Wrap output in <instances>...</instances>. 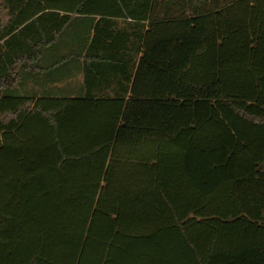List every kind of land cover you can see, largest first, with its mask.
Segmentation results:
<instances>
[{
	"label": "trees",
	"instance_id": "trees-1",
	"mask_svg": "<svg viewBox=\"0 0 264 264\" xmlns=\"http://www.w3.org/2000/svg\"><path fill=\"white\" fill-rule=\"evenodd\" d=\"M71 22L130 91L14 95ZM0 264H264V0H0Z\"/></svg>",
	"mask_w": 264,
	"mask_h": 264
},
{
	"label": "crops",
	"instance_id": "crops-1",
	"mask_svg": "<svg viewBox=\"0 0 264 264\" xmlns=\"http://www.w3.org/2000/svg\"><path fill=\"white\" fill-rule=\"evenodd\" d=\"M117 28L131 30L126 22ZM85 53L86 50L80 48L49 46L40 49L39 57L31 65L20 69L13 94L31 97L36 101L42 97H85L89 92L114 96L122 93L124 86H128L130 91L133 80L127 82L125 77L127 70H131L132 61L135 63L133 74L136 73L138 57L135 52L131 49L119 50L114 53L117 58L112 61L113 64L103 67L98 65L100 69L97 68V74L87 67Z\"/></svg>",
	"mask_w": 264,
	"mask_h": 264
},
{
	"label": "rangeland",
	"instance_id": "rangeland-1",
	"mask_svg": "<svg viewBox=\"0 0 264 264\" xmlns=\"http://www.w3.org/2000/svg\"><path fill=\"white\" fill-rule=\"evenodd\" d=\"M76 23L71 22L66 28H65V32L63 33L62 37L59 39V42L54 45V47H63V40L64 38H66V36H74L76 27H75ZM61 42V45H60Z\"/></svg>",
	"mask_w": 264,
	"mask_h": 264
}]
</instances>
